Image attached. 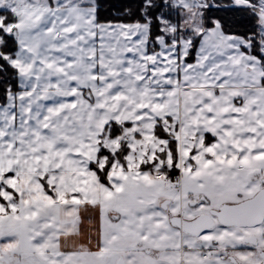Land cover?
Listing matches in <instances>:
<instances>
[{
  "label": "snow or ice",
  "instance_id": "6c2138e0",
  "mask_svg": "<svg viewBox=\"0 0 264 264\" xmlns=\"http://www.w3.org/2000/svg\"><path fill=\"white\" fill-rule=\"evenodd\" d=\"M0 0V264H264V0Z\"/></svg>",
  "mask_w": 264,
  "mask_h": 264
},
{
  "label": "trees",
  "instance_id": "16d2710c",
  "mask_svg": "<svg viewBox=\"0 0 264 264\" xmlns=\"http://www.w3.org/2000/svg\"><path fill=\"white\" fill-rule=\"evenodd\" d=\"M100 2L104 5V9H103V11H104L105 13H107V12H108L107 5H108L109 3H115L116 0H100Z\"/></svg>",
  "mask_w": 264,
  "mask_h": 264
}]
</instances>
